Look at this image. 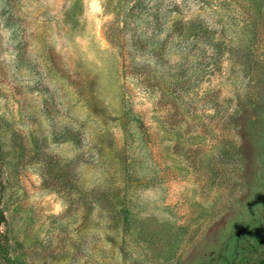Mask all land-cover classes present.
Here are the masks:
<instances>
[{"label": "rangeland", "instance_id": "rangeland-1", "mask_svg": "<svg viewBox=\"0 0 264 264\" xmlns=\"http://www.w3.org/2000/svg\"><path fill=\"white\" fill-rule=\"evenodd\" d=\"M0 264H264V0H0Z\"/></svg>", "mask_w": 264, "mask_h": 264}]
</instances>
